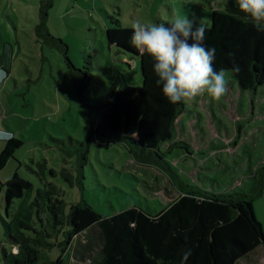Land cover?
<instances>
[{"label":"rangeland","instance_id":"obj_1","mask_svg":"<svg viewBox=\"0 0 264 264\" xmlns=\"http://www.w3.org/2000/svg\"><path fill=\"white\" fill-rule=\"evenodd\" d=\"M203 2L14 0L16 28L3 30L4 49L0 38V57L7 61L13 51V78L0 89V128L11 130L23 145L0 172V263L12 252L6 223L12 225L20 207L31 209L30 204L41 201L39 191L49 192L51 186L65 201L66 213L85 202L107 216L131 207L157 213L169 201L165 187L177 194L162 165L136 164L122 144L106 148L92 142L87 162L81 159L89 140L91 106L107 101L118 79L138 89L123 94L101 133L129 135L148 146L160 144L164 162L184 184L217 194L250 195L264 231V87L246 90L229 73L221 98L205 91L186 98L178 108L162 95L152 58L131 44L134 22L151 26L158 19L171 21L187 14L197 24L213 26V12L221 5L211 8ZM252 25L233 20V28L239 29L230 35L236 38ZM219 27L203 40L215 53L234 39L214 42ZM57 40L67 46L72 66ZM83 73L91 74V80L82 96L78 84ZM5 145L0 143V154ZM16 172L34 188L14 202L8 215L4 186ZM158 184L162 190H156ZM47 231L63 241L62 232L55 234L49 227ZM55 239L49 241L54 242L49 250H42L41 262L58 258ZM239 264H264V247Z\"/></svg>","mask_w":264,"mask_h":264},{"label":"trees","instance_id":"obj_2","mask_svg":"<svg viewBox=\"0 0 264 264\" xmlns=\"http://www.w3.org/2000/svg\"><path fill=\"white\" fill-rule=\"evenodd\" d=\"M202 2L211 8L215 3L221 5L220 10L213 12V26L205 27L204 38L220 26L214 42L223 43L224 38L239 29L233 28V20L253 24L240 12L238 0ZM44 11L47 12V8ZM168 22L157 20L158 24ZM57 42L63 46L67 62L72 66L67 46L59 40ZM235 64L241 69L238 74L230 71ZM212 66L217 71L229 70L246 90L256 92L264 87V31L250 26L245 33L215 53ZM81 75L83 78L79 81L78 93L83 96L91 74ZM131 89L135 91L138 88H130L124 80L118 79L111 88L108 100L91 106L87 128L89 140L83 144L81 159L87 162L92 142L106 148L122 144L136 164L146 168L162 165L177 194L165 187L163 190L169 201L157 213L131 207L107 216L85 202L72 205L66 213L65 201L58 189L51 186L49 192L39 191L41 201L37 199L30 204L31 209L22 205L14 215L12 225L6 223L7 236L19 251L17 254H5L4 262L0 264H181L185 249L192 252L185 264H239L260 246L264 247V231L255 216L250 195L217 194L184 184L164 162L160 144L148 146L136 142L129 135L101 133L100 128L106 118L115 112L123 94ZM182 104L183 100L176 106L179 108ZM22 145L23 142L15 135L6 143L0 154V172ZM4 188L9 215L14 202L22 200L34 186L16 172ZM156 188L162 190L160 184ZM48 227L55 234L62 232L63 241L53 238L47 231ZM54 239L60 251L58 258L52 262H41L42 250H49L54 244L49 241Z\"/></svg>","mask_w":264,"mask_h":264},{"label":"clouds","instance_id":"obj_3","mask_svg":"<svg viewBox=\"0 0 264 264\" xmlns=\"http://www.w3.org/2000/svg\"><path fill=\"white\" fill-rule=\"evenodd\" d=\"M238 5L240 12L250 18L259 31H264V0H238ZM131 28L132 46L154 61L156 83L162 86V95L169 103L176 104L205 91L215 99L226 93L229 70L213 68L215 48L203 43V22L197 24L194 18L185 14L167 24L146 26L134 22ZM230 71L238 74L241 69L235 64ZM5 77V73H0V80ZM11 139H14L13 132L0 128V143L6 144ZM191 255V249H185L181 264H185Z\"/></svg>","mask_w":264,"mask_h":264},{"label":"crops","instance_id":"obj_4","mask_svg":"<svg viewBox=\"0 0 264 264\" xmlns=\"http://www.w3.org/2000/svg\"><path fill=\"white\" fill-rule=\"evenodd\" d=\"M13 10L15 11L14 0H0V38H1V46H3V49L5 48L4 45H2L3 44L2 43L3 30H5L6 33H8V30H9L8 28L10 25H12L14 28H16L17 17H15V19L13 18V15L11 14V11H13ZM5 51H6V49H5ZM5 57L4 56L0 57V73L6 74L5 79L0 80V89L3 87V85L7 81H9L10 79L13 78V66L11 64V62L13 61L12 60L13 51L10 54L9 60L5 61V59H4ZM8 131H11V130L8 129ZM15 247H17V246L12 245V249Z\"/></svg>","mask_w":264,"mask_h":264},{"label":"built area","instance_id":"obj_5","mask_svg":"<svg viewBox=\"0 0 264 264\" xmlns=\"http://www.w3.org/2000/svg\"><path fill=\"white\" fill-rule=\"evenodd\" d=\"M18 251H19L18 247H15V248L12 249V253H13V254H17ZM14 252H17V253H14Z\"/></svg>","mask_w":264,"mask_h":264}]
</instances>
